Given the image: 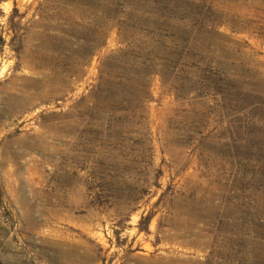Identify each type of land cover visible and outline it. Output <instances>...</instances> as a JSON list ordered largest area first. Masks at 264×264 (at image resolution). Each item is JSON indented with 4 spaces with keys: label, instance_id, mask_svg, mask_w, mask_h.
<instances>
[{
    "label": "rangeland",
    "instance_id": "obj_1",
    "mask_svg": "<svg viewBox=\"0 0 264 264\" xmlns=\"http://www.w3.org/2000/svg\"><path fill=\"white\" fill-rule=\"evenodd\" d=\"M260 247L264 0H0V264Z\"/></svg>",
    "mask_w": 264,
    "mask_h": 264
},
{
    "label": "bare ground",
    "instance_id": "obj_2",
    "mask_svg": "<svg viewBox=\"0 0 264 264\" xmlns=\"http://www.w3.org/2000/svg\"><path fill=\"white\" fill-rule=\"evenodd\" d=\"M261 248V247H260ZM261 249H264V248H261ZM259 250V249H258ZM233 255H235V258H238V259H241L242 257H238V255H236V254H233ZM249 256V255H248ZM247 256V257H248ZM251 257H253V256H251ZM256 257V256H255ZM261 257V256H260ZM234 258V257H233ZM243 259V258H242ZM259 259H261V258H259ZM244 260V259H243ZM255 261H257V257H256V260ZM259 261V260H258ZM261 261H263V262H257V263H261V264H264V259H261ZM256 263V262H255ZM193 264H196V262L194 261L193 262Z\"/></svg>",
    "mask_w": 264,
    "mask_h": 264
}]
</instances>
